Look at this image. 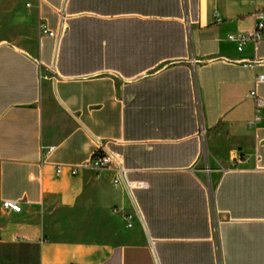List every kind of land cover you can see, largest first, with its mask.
<instances>
[{"label":"crops","instance_id":"1","mask_svg":"<svg viewBox=\"0 0 264 264\" xmlns=\"http://www.w3.org/2000/svg\"><path fill=\"white\" fill-rule=\"evenodd\" d=\"M21 3L55 36L0 42V264H264V0Z\"/></svg>","mask_w":264,"mask_h":264},{"label":"built area","instance_id":"2","mask_svg":"<svg viewBox=\"0 0 264 264\" xmlns=\"http://www.w3.org/2000/svg\"><path fill=\"white\" fill-rule=\"evenodd\" d=\"M255 25L254 28L248 32L239 33L238 35H230L229 40L238 41L239 50H242L243 46L247 43L257 44L259 41L263 39L264 32V12L259 10L254 14ZM41 31L44 35L49 37H54L55 33L48 30L44 25L41 26ZM245 67L255 68L257 66L264 67V58H253L250 61L243 63ZM264 83V75H259L255 80V89L250 93V97L253 99L255 103V118L251 124H257L263 118V110H264V99L259 97L257 92V87ZM53 148H49L48 152H51ZM68 167L70 169V174L76 176L78 173V167L76 166H56V173L59 175L63 172V169ZM87 168L96 171H107L113 170L116 173L114 184L119 185L123 182L126 184L128 189H136L144 187V184L138 182H128L127 181V170L117 166V156L114 153L108 152L104 146H99L97 150L93 153L91 159L88 161L86 165ZM210 199L213 197V190L210 192ZM3 207L5 210L12 212H21V206L18 202L13 201H5L3 203ZM128 227H132L129 223Z\"/></svg>","mask_w":264,"mask_h":264},{"label":"rangeland","instance_id":"3","mask_svg":"<svg viewBox=\"0 0 264 264\" xmlns=\"http://www.w3.org/2000/svg\"><path fill=\"white\" fill-rule=\"evenodd\" d=\"M22 0H0V42L6 41L25 50H33L42 34L34 10L22 5ZM224 167L210 165L206 160L199 165V172L205 182L216 188Z\"/></svg>","mask_w":264,"mask_h":264}]
</instances>
